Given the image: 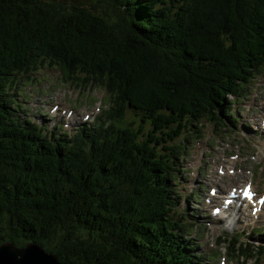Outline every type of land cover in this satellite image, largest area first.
<instances>
[{
  "label": "trees",
  "instance_id": "obj_1",
  "mask_svg": "<svg viewBox=\"0 0 264 264\" xmlns=\"http://www.w3.org/2000/svg\"><path fill=\"white\" fill-rule=\"evenodd\" d=\"M97 2L0 0V237L69 264H205L180 160L191 128L234 125L228 96L264 75V0ZM45 65L111 106L73 135L46 133L10 89ZM236 241L264 264L263 245Z\"/></svg>",
  "mask_w": 264,
  "mask_h": 264
},
{
  "label": "rangeland",
  "instance_id": "obj_2",
  "mask_svg": "<svg viewBox=\"0 0 264 264\" xmlns=\"http://www.w3.org/2000/svg\"><path fill=\"white\" fill-rule=\"evenodd\" d=\"M65 1L89 8L101 7L97 0ZM29 78L33 79H21L16 86H12L17 91L13 94L18 97L13 98L15 105L22 107L20 116L27 115L36 124L46 126L48 131L59 130L57 125L60 123L64 129L60 133L72 131L81 124L87 125L85 121L90 120L98 108L103 106L102 87L85 84L83 88L67 83L56 66L39 69L37 73L30 74ZM237 80L239 78H234V82ZM239 85L245 91L237 100L241 106V113H238L242 119L240 121H247L255 133L248 130L250 127L242 128L240 123V130L235 127L239 132H234L233 125L228 122L225 126L216 128L210 122L202 120L198 129L195 128L197 139L190 142L186 157L180 160V192L183 197L190 196L191 190L198 193L196 200L189 203L182 201L180 205L181 208L188 206L189 213L193 211L190 220L194 225L190 237L197 243V250L204 256L205 259L202 260L205 264H219L224 256L232 258L226 264H255L257 253L254 251L251 255L246 252L250 259L242 254H233L232 237L238 240L235 248L239 241H248L252 245H247L249 250L256 248L259 242L264 244V236L256 231L262 227L261 231L264 233V204L259 216L252 215L248 205L240 209L234 204L227 209L233 214V219L226 214L210 218L213 216L212 206L223 202L222 198L227 196L230 187H242L245 182L251 181L258 194L264 193V76L257 75L249 83ZM54 105L57 106L55 111L52 109ZM69 112L71 114L68 116ZM85 115L89 117L83 120ZM126 118L130 120V114L127 113ZM234 119L237 120V117L234 116ZM137 120L139 122L138 118L136 122ZM145 128L148 126L145 125ZM210 188H215L218 194L210 195ZM238 235L239 239L236 237ZM251 235L255 238L252 239Z\"/></svg>",
  "mask_w": 264,
  "mask_h": 264
},
{
  "label": "water",
  "instance_id": "obj_3",
  "mask_svg": "<svg viewBox=\"0 0 264 264\" xmlns=\"http://www.w3.org/2000/svg\"><path fill=\"white\" fill-rule=\"evenodd\" d=\"M0 264H69L61 262L37 242L23 246L11 242L0 244Z\"/></svg>",
  "mask_w": 264,
  "mask_h": 264
},
{
  "label": "bare ground",
  "instance_id": "obj_4",
  "mask_svg": "<svg viewBox=\"0 0 264 264\" xmlns=\"http://www.w3.org/2000/svg\"><path fill=\"white\" fill-rule=\"evenodd\" d=\"M26 117H27V115L25 116V118H26ZM238 122L241 124L242 128H246V129L249 128V125H248V126L245 125L244 122H241V121L237 120V123H238ZM234 123H235V122H234ZM237 123H236V124H237ZM236 124H234L233 127H234V128L236 127L238 130H240L239 127H237ZM254 125H255V124H254ZM248 130L251 131V132H253L252 129H251V127H250ZM253 133H255V132H253ZM225 197H227V196H225ZM225 197L223 196L222 200H223ZM210 218L213 219V218H215V217H214V216H210Z\"/></svg>",
  "mask_w": 264,
  "mask_h": 264
},
{
  "label": "snow or ice",
  "instance_id": "obj_5",
  "mask_svg": "<svg viewBox=\"0 0 264 264\" xmlns=\"http://www.w3.org/2000/svg\"><path fill=\"white\" fill-rule=\"evenodd\" d=\"M5 243L4 239L2 237H0V244Z\"/></svg>",
  "mask_w": 264,
  "mask_h": 264
}]
</instances>
